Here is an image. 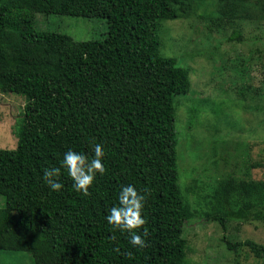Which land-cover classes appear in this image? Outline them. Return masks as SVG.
I'll return each instance as SVG.
<instances>
[{
    "label": "trees",
    "instance_id": "obj_1",
    "mask_svg": "<svg viewBox=\"0 0 264 264\" xmlns=\"http://www.w3.org/2000/svg\"><path fill=\"white\" fill-rule=\"evenodd\" d=\"M223 1L0 0V40L22 33L32 51L17 147L0 149V195L6 201L0 250L27 252L35 264H200L186 253L184 228L197 211L179 184L176 130V97L188 95L192 83L177 58L161 54L159 30L193 6L211 14ZM38 14L102 18L109 31L102 40L79 42L37 31ZM242 40L235 31L228 42ZM198 112H191L190 127ZM97 143L104 147L106 172L97 174L91 195L77 193L63 168L58 182L64 187L50 190L43 170L61 167L69 150L91 159ZM199 184L194 179L191 191L201 193ZM127 185L141 193L148 189L143 249L106 219ZM213 185L205 198L207 220L224 229L231 221L264 222V181ZM225 241L229 250L247 248L256 260L222 264H264V245Z\"/></svg>",
    "mask_w": 264,
    "mask_h": 264
},
{
    "label": "rangeland",
    "instance_id": "obj_2",
    "mask_svg": "<svg viewBox=\"0 0 264 264\" xmlns=\"http://www.w3.org/2000/svg\"><path fill=\"white\" fill-rule=\"evenodd\" d=\"M211 10L193 6L159 30L161 54L177 58L192 83L188 95L176 97L179 184L197 211L184 228L186 253L200 264L253 262L247 248L231 251L225 239L264 245V222L231 221L224 229L203 213L216 181H264V0H225ZM36 30L81 42L102 40L109 28L102 18L38 14ZM235 31L243 40L228 42ZM25 38L9 32L0 40V149L17 147L32 52ZM193 109L199 112L190 127ZM194 179L200 180L199 194L190 189ZM5 209L0 195V212ZM0 264L35 261L27 252L0 250Z\"/></svg>",
    "mask_w": 264,
    "mask_h": 264
},
{
    "label": "clouds",
    "instance_id": "obj_3",
    "mask_svg": "<svg viewBox=\"0 0 264 264\" xmlns=\"http://www.w3.org/2000/svg\"><path fill=\"white\" fill-rule=\"evenodd\" d=\"M92 152L93 157L89 159L83 153L69 150L64 154L61 167L45 168L43 170V179L50 190L59 192L64 187L63 184L58 182L62 174L61 168H63L74 182L75 191L84 197L90 196V188L93 186L97 174L103 176L106 172L102 162L105 157L103 145L94 144ZM147 194L148 189L141 193L133 185L122 186L118 204L109 210L106 218L113 230L128 233L131 245L139 249L147 246L144 237L149 235L145 227L147 220L143 216ZM142 228L144 231L140 233L139 230ZM113 239L115 238L113 237ZM114 251L119 252V247L115 248ZM131 257L132 253H129V258Z\"/></svg>",
    "mask_w": 264,
    "mask_h": 264
}]
</instances>
